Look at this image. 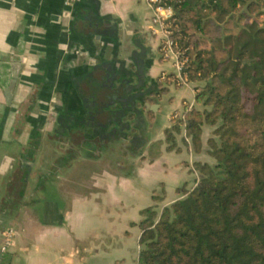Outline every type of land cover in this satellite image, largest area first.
Masks as SVG:
<instances>
[{
  "label": "crops",
  "instance_id": "crops-1",
  "mask_svg": "<svg viewBox=\"0 0 264 264\" xmlns=\"http://www.w3.org/2000/svg\"><path fill=\"white\" fill-rule=\"evenodd\" d=\"M161 39L145 0H0V264H137L143 211L157 221L197 183L193 163H212L213 127H203L199 154L183 126L174 148L165 141L196 84L159 94L174 70ZM100 109L124 117L91 116Z\"/></svg>",
  "mask_w": 264,
  "mask_h": 264
},
{
  "label": "trees",
  "instance_id": "trees-1",
  "mask_svg": "<svg viewBox=\"0 0 264 264\" xmlns=\"http://www.w3.org/2000/svg\"><path fill=\"white\" fill-rule=\"evenodd\" d=\"M167 30L195 83V104L164 130L169 148L184 127L194 154L203 127L212 163L163 208L143 211L137 264H264V0H163ZM174 73L159 81L166 91ZM164 84H166L164 86ZM153 155H156L154 152Z\"/></svg>",
  "mask_w": 264,
  "mask_h": 264
},
{
  "label": "built area",
  "instance_id": "built-area-1",
  "mask_svg": "<svg viewBox=\"0 0 264 264\" xmlns=\"http://www.w3.org/2000/svg\"><path fill=\"white\" fill-rule=\"evenodd\" d=\"M76 0H64L66 5H72ZM151 9V24L154 27V32L161 34L160 51L162 55L172 57L174 59L173 63V81L177 85L188 84L186 76L182 73V68L185 63L184 58H180L179 52L174 48V43L169 36V31L167 30L168 22L173 15L172 7L165 5L163 0H145ZM165 77V74L163 75ZM191 105H189L190 107ZM193 169V165H192ZM194 170V169H193ZM12 241V231L7 230L4 234L3 244L1 246V251L5 252L7 247Z\"/></svg>",
  "mask_w": 264,
  "mask_h": 264
},
{
  "label": "water",
  "instance_id": "water-1",
  "mask_svg": "<svg viewBox=\"0 0 264 264\" xmlns=\"http://www.w3.org/2000/svg\"><path fill=\"white\" fill-rule=\"evenodd\" d=\"M9 66H10V69H11L10 78L8 80L7 85L2 88L3 94L5 95L6 102H7L8 105H10L11 98H12V95H13V91H14V88L16 86V82H17V78H18L19 63L11 61V63H9ZM146 94H147V92H141V93L135 94L134 98H133V101H135V99H144ZM143 105L145 107V110H148L149 108H151V109H156L157 108V105H154V104L152 105L148 101H144ZM132 111L136 115L137 118L142 117V110L140 108H136L133 105ZM111 113H114V111H111ZM106 115H108V113H106ZM112 121L113 120H110L109 122H112Z\"/></svg>",
  "mask_w": 264,
  "mask_h": 264
},
{
  "label": "flooded vegetation",
  "instance_id": "flooded-vegetation-1",
  "mask_svg": "<svg viewBox=\"0 0 264 264\" xmlns=\"http://www.w3.org/2000/svg\"><path fill=\"white\" fill-rule=\"evenodd\" d=\"M120 87H121V89L123 88L121 84H120ZM125 88L127 90V87H125ZM134 88L141 89L140 86H139V84L134 85ZM148 90H150V89H148ZM141 92H143V90ZM141 92L138 91V92H135V93L131 94L130 97H129V99H128V101H132L133 98H134V95L135 94H138V93H141ZM127 108H128V106H127ZM95 112H96V114H95ZM95 112L91 115L92 117L99 115L101 117L107 118V121L108 122L110 120H113V121L114 120H117V119L118 120H122V118L124 117V115H123L124 112H123L122 109H118L117 111H114V113H111V111H109V110H108V112H106L104 109L96 110ZM104 112L108 113V115H106ZM128 126H129V124L127 122L126 123L122 122V123H120L118 129L121 130V132H123V128L124 127H127L128 128Z\"/></svg>",
  "mask_w": 264,
  "mask_h": 264
},
{
  "label": "rangeland",
  "instance_id": "rangeland-1",
  "mask_svg": "<svg viewBox=\"0 0 264 264\" xmlns=\"http://www.w3.org/2000/svg\"><path fill=\"white\" fill-rule=\"evenodd\" d=\"M194 186H195V184H194ZM194 186H193V187H194Z\"/></svg>",
  "mask_w": 264,
  "mask_h": 264
}]
</instances>
